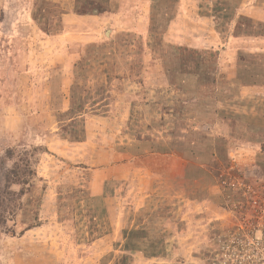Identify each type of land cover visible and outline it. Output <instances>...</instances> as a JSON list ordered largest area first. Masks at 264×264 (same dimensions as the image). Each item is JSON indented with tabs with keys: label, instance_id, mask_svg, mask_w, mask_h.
<instances>
[{
	"label": "rangeland",
	"instance_id": "rangeland-1",
	"mask_svg": "<svg viewBox=\"0 0 264 264\" xmlns=\"http://www.w3.org/2000/svg\"><path fill=\"white\" fill-rule=\"evenodd\" d=\"M259 198L264 0H0V264H260Z\"/></svg>",
	"mask_w": 264,
	"mask_h": 264
},
{
	"label": "built area",
	"instance_id": "built-area-1",
	"mask_svg": "<svg viewBox=\"0 0 264 264\" xmlns=\"http://www.w3.org/2000/svg\"><path fill=\"white\" fill-rule=\"evenodd\" d=\"M254 204L256 205V206H259V205H261V204H264V198H259V199H255L254 200ZM256 210L259 212V211H264V205H262V206H260V208L259 207H256ZM262 233V235L259 237L258 236V234H255L254 236H253V238L252 239H255V240H257V242L259 243V245L261 246H259L260 247V249H261V253H262V260H263V262L261 261V260H259V263L260 264H264V230L261 232ZM255 257V255L253 254V255H250V259H252V258H254ZM251 264H258V263H256V261L253 259V261L251 262Z\"/></svg>",
	"mask_w": 264,
	"mask_h": 264
},
{
	"label": "trees",
	"instance_id": "trees-1",
	"mask_svg": "<svg viewBox=\"0 0 264 264\" xmlns=\"http://www.w3.org/2000/svg\"><path fill=\"white\" fill-rule=\"evenodd\" d=\"M16 180H20V178H17ZM11 182H14V180H11ZM3 205V202L0 200V207ZM135 233V232H132Z\"/></svg>",
	"mask_w": 264,
	"mask_h": 264
}]
</instances>
